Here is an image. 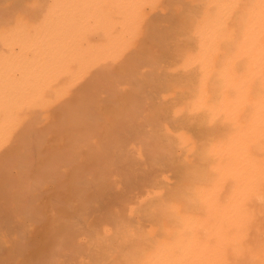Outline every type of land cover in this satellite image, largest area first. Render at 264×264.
Here are the masks:
<instances>
[{
  "label": "bare ground",
  "instance_id": "6f19581e",
  "mask_svg": "<svg viewBox=\"0 0 264 264\" xmlns=\"http://www.w3.org/2000/svg\"><path fill=\"white\" fill-rule=\"evenodd\" d=\"M0 264H264V0H0Z\"/></svg>",
  "mask_w": 264,
  "mask_h": 264
}]
</instances>
